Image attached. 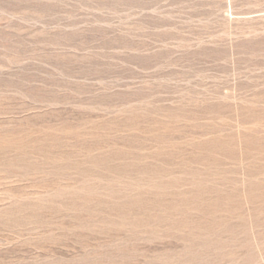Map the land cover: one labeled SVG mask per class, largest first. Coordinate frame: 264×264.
Returning a JSON list of instances; mask_svg holds the SVG:
<instances>
[{
    "label": "rangeland",
    "instance_id": "1",
    "mask_svg": "<svg viewBox=\"0 0 264 264\" xmlns=\"http://www.w3.org/2000/svg\"><path fill=\"white\" fill-rule=\"evenodd\" d=\"M0 264H264V0H0Z\"/></svg>",
    "mask_w": 264,
    "mask_h": 264
}]
</instances>
